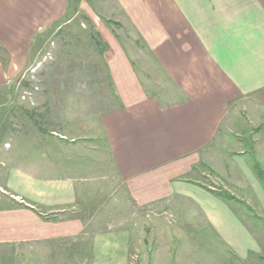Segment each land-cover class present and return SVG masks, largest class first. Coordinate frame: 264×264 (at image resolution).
Listing matches in <instances>:
<instances>
[{
  "label": "crops",
  "instance_id": "crops-1",
  "mask_svg": "<svg viewBox=\"0 0 264 264\" xmlns=\"http://www.w3.org/2000/svg\"><path fill=\"white\" fill-rule=\"evenodd\" d=\"M72 1L0 0V93L28 67L39 39L69 23L72 9L69 20L95 14L118 100L101 126L126 199L155 216L176 210L192 226L196 217L229 258L258 255L252 216L240 211H264V153L256 170H245L246 152L222 157L212 148L226 122H264V0ZM97 14L129 27L166 84L162 95ZM63 141L10 144L14 162L0 178V264H131V231L100 216L83 179L66 174ZM249 175L251 186L240 182ZM210 178L222 187L203 182ZM239 183L256 198L235 192Z\"/></svg>",
  "mask_w": 264,
  "mask_h": 264
},
{
  "label": "rangeland",
  "instance_id": "rangeland-1",
  "mask_svg": "<svg viewBox=\"0 0 264 264\" xmlns=\"http://www.w3.org/2000/svg\"><path fill=\"white\" fill-rule=\"evenodd\" d=\"M74 2L77 3L73 0L72 7ZM97 15L129 46L141 76L151 82V87L154 85L155 93L162 95L166 84L160 82L155 63L142 53L129 27L104 14ZM72 16L73 9L67 19L69 23L62 28H51L39 39L28 67L11 87L0 93V178L14 162L9 150L12 142L65 139L66 155L70 159L66 162V174L83 179L81 187L89 188L92 206H97L100 216L104 213L108 223L131 231V264H264V211H259V205L256 212L248 211V207L240 211L252 216L247 225L257 235L258 244L262 241L263 245L258 255L244 261L229 258L218 247L215 235L196 225V217L192 226L176 210L155 216L126 199L101 126L103 114L118 104L105 63L106 47L98 32L101 24L95 14H78L69 20ZM255 126L250 127L244 116L235 124L226 122L213 143V155L223 157L244 151V169L256 170L258 157L264 153V122L259 128ZM227 165L234 170L236 160L229 157ZM250 177L240 182L251 186ZM203 182L222 187L214 178ZM233 189L252 200L256 198L249 187L240 183Z\"/></svg>",
  "mask_w": 264,
  "mask_h": 264
},
{
  "label": "trees",
  "instance_id": "trees-1",
  "mask_svg": "<svg viewBox=\"0 0 264 264\" xmlns=\"http://www.w3.org/2000/svg\"><path fill=\"white\" fill-rule=\"evenodd\" d=\"M228 197H231L230 195H228Z\"/></svg>",
  "mask_w": 264,
  "mask_h": 264
}]
</instances>
